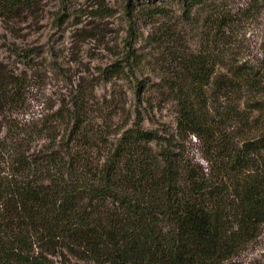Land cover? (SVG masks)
Returning <instances> with one entry per match:
<instances>
[{
	"label": "trees",
	"instance_id": "1",
	"mask_svg": "<svg viewBox=\"0 0 264 264\" xmlns=\"http://www.w3.org/2000/svg\"><path fill=\"white\" fill-rule=\"evenodd\" d=\"M204 1L183 0V10ZM30 6L0 0V14ZM169 54L177 136L206 145L209 172L176 153L175 139L145 129L140 113L109 145L81 93L73 110L57 113L67 140L31 153L33 130L0 148V264H233L256 239L264 225V115L238 141L221 127L224 119L251 122L239 109L254 79L211 51ZM17 85L1 79L0 92L13 89L5 94L14 100Z\"/></svg>",
	"mask_w": 264,
	"mask_h": 264
},
{
	"label": "rangeland",
	"instance_id": "2",
	"mask_svg": "<svg viewBox=\"0 0 264 264\" xmlns=\"http://www.w3.org/2000/svg\"><path fill=\"white\" fill-rule=\"evenodd\" d=\"M26 1L30 7L0 14V80L19 84L14 100L5 94L13 89L0 92L2 153L27 131L36 132L31 153L49 151L54 139L67 140L70 131L57 113L73 110L82 93L109 145L140 113L145 129L175 139L176 153L209 172L206 145L193 135L177 136V104L166 79L173 49L211 51L222 65L254 79L245 85L239 109L251 122L224 119L228 138L240 140L264 115V0H205L188 13L183 0ZM155 8L164 12L151 16ZM217 17H225L221 26ZM218 104L228 107L227 101ZM232 263L264 264V225Z\"/></svg>",
	"mask_w": 264,
	"mask_h": 264
}]
</instances>
